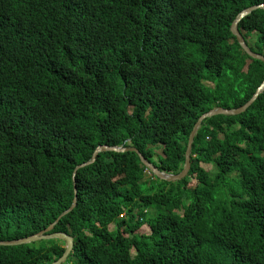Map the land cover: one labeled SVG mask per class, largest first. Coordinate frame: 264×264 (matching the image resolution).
<instances>
[{
  "label": "trees",
  "instance_id": "trees-1",
  "mask_svg": "<svg viewBox=\"0 0 264 264\" xmlns=\"http://www.w3.org/2000/svg\"><path fill=\"white\" fill-rule=\"evenodd\" d=\"M261 4L0 0V242L69 211L73 171L97 146L136 148L180 174L198 119L242 107L264 80L230 33ZM239 31L264 57V10ZM75 188V210L53 230L74 239L65 264H264V91L245 113L202 123L186 179L105 152ZM64 251L59 240L0 246V264H50Z\"/></svg>",
  "mask_w": 264,
  "mask_h": 264
},
{
  "label": "water",
  "instance_id": "water-1",
  "mask_svg": "<svg viewBox=\"0 0 264 264\" xmlns=\"http://www.w3.org/2000/svg\"><path fill=\"white\" fill-rule=\"evenodd\" d=\"M256 10H264V4L261 5H257V6H251L249 8H246L244 10L241 11V13L239 14V16L237 17V19L235 20V22L232 24L231 29H230V33L232 34V36L236 39L239 47L241 48V50L245 53V55L249 58V59H253V60H257L259 62H261L262 64H264V57L262 55H257L254 53H251V51L247 48L245 42H244V38L242 37L240 31H239V25L242 22V19H244L245 17L249 16L252 12L256 11ZM262 91H264V80L261 82V84L259 85V87L256 89V91L253 93V95L249 98V100L243 104L242 107L235 109V110H226V109H222V108H218L215 110H212L210 112H207L206 114L202 115L197 123L195 124L193 130H192V134L190 136V140H189V144H188V149H187V153H186V163H185V168H183L182 172L178 175H172V174H167L164 172H161L158 168H156L153 164H151L150 162H148L143 155L138 151V149L136 148H126V147H109L106 145H101V146H97L92 154L91 159L84 163V164H80L78 165L74 171H73V175H72V179H73V191H74V201L73 204L71 206V208L69 209V211H67L66 213H64L59 219H57L54 223L50 224L46 229L40 231L39 233L27 237V238H23L20 240H15V241H9V242H0V246H8V247H13V246H19V245H26V244H32L35 242H39L42 240H60V242L64 243V253L62 256H60L56 261L50 263V264H65L68 257L70 256L71 252L74 249V242L73 239L62 234L59 232L53 233V230L55 228V226L57 224L60 223V221L68 216L69 214H71L75 208H76V204H77V198H76V191H75V175L76 172L80 169H83L86 166H89L91 164H93L98 156V154L101 153H105V152H117V153H128V152H134L137 155H139V158L142 162V164L145 166V168L156 178H158L161 181H166L168 183H174V182H178L181 181L183 179H186L192 169V160H193V143L195 140V137L199 131V129L202 126V123L209 118L215 117V116H220V115H224V116H238L241 115L243 113H245L249 107L251 106V104L253 103V101L257 98V96L259 95V93H261Z\"/></svg>",
  "mask_w": 264,
  "mask_h": 264
},
{
  "label": "rangeland",
  "instance_id": "rangeland-1",
  "mask_svg": "<svg viewBox=\"0 0 264 264\" xmlns=\"http://www.w3.org/2000/svg\"><path fill=\"white\" fill-rule=\"evenodd\" d=\"M211 175H213L214 173H215V171H214V168L212 167V166H210V165H202ZM152 214H153V211L151 212ZM117 230V228L115 227V226H113V227H111V231L112 232H115ZM139 234H141V235H144V234H149V231L146 229V228H144L143 230H141L140 232H139Z\"/></svg>",
  "mask_w": 264,
  "mask_h": 264
},
{
  "label": "clouds",
  "instance_id": "clouds-1",
  "mask_svg": "<svg viewBox=\"0 0 264 264\" xmlns=\"http://www.w3.org/2000/svg\"><path fill=\"white\" fill-rule=\"evenodd\" d=\"M242 35V34H241ZM243 37V36H242ZM248 48V47H247ZM255 54V53H254ZM77 173V172H76ZM73 175V174H72ZM74 179H75V177H74ZM72 181H73V179H72ZM74 184H75V182H74ZM75 191H76V188H75ZM74 192V191H73ZM56 227V226H55ZM53 233H56V232H53ZM65 235V234H64ZM67 236V235H66ZM71 238V237H70ZM73 239V238H72ZM47 241H49V240H47ZM60 241V240H59ZM73 242H74V239H73Z\"/></svg>",
  "mask_w": 264,
  "mask_h": 264
}]
</instances>
